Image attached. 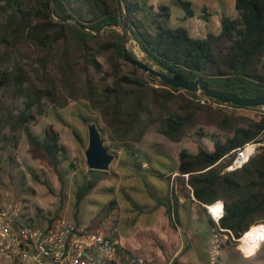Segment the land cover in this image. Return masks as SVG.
Listing matches in <instances>:
<instances>
[{
	"label": "trees",
	"instance_id": "16d2710c",
	"mask_svg": "<svg viewBox=\"0 0 264 264\" xmlns=\"http://www.w3.org/2000/svg\"><path fill=\"white\" fill-rule=\"evenodd\" d=\"M124 1L132 39L145 53L147 63L187 80L203 76L218 90L264 95V0H235L236 14L223 12L220 31H209L203 37H192L170 26L173 5L183 10L185 18L196 15L190 0ZM208 10L203 6L201 17L206 21L212 15ZM118 24L116 0H0V91L12 88L21 99L15 113L0 117V154L8 147L4 132L7 125L11 130L23 128L31 151L48 156L61 185L29 165L33 178L50 192L56 193L59 188L65 194L68 175L74 172V205L79 209L110 173L93 168L78 172V165L53 126L42 134L34 130L38 115L45 112L44 98L55 96L58 102L60 94L59 98H73L85 107L78 112L79 117L85 123H96L112 156L127 152L138 168L142 167L141 145L154 135L159 149L156 161L175 160L174 179L183 181L186 188L190 186L183 203L176 190L162 192L166 198L161 197L159 202L165 200L175 222H180L181 209L190 208L192 219L207 233L221 227L230 240L232 235L242 239L251 229L264 226V112H258L262 106L223 104L209 97L203 100L197 92L148 75L124 60L121 32L115 27ZM24 45L37 52L39 69H34L35 75H42L47 83L35 82L20 63ZM130 52L138 57L132 49ZM102 54L107 55L113 79L94 92L87 66L100 71L98 56ZM79 58L84 60L86 71L84 77L78 74L83 86L78 85L74 66ZM123 64L130 67L129 73L123 72ZM53 67L59 81L52 77ZM71 130L79 142L83 141L76 127ZM249 141L262 143L257 153L241 168L225 171L233 150ZM149 171L157 172L152 164ZM148 185L155 186L150 180ZM148 191L152 194L151 188ZM127 195L134 207L140 206L138 200ZM218 200L224 202L225 209L219 223L207 208ZM115 202L111 200L109 207ZM38 210L42 211L40 207ZM159 242L165 249L166 242ZM176 264L188 263L178 260Z\"/></svg>",
	"mask_w": 264,
	"mask_h": 264
},
{
	"label": "rangeland",
	"instance_id": "374dc122",
	"mask_svg": "<svg viewBox=\"0 0 264 264\" xmlns=\"http://www.w3.org/2000/svg\"><path fill=\"white\" fill-rule=\"evenodd\" d=\"M171 1L173 2L174 0ZM190 1L196 10V15L192 18H185L183 10L179 6L173 5L170 26L174 29H182L183 32L192 37H203L209 31L218 33L220 31L221 14L223 12L228 15L236 14L235 0ZM205 5L209 7L208 11L212 13V15L207 16L210 21H206L201 17L203 15L202 8ZM129 49L133 50L138 56L137 58L146 62L145 53L135 41L131 42ZM21 51L20 63L25 65L33 76L34 81L39 84L47 83L48 79L44 80L45 78L42 75H35L34 69H39L36 60L37 52L28 45L22 46ZM98 60L102 66L100 71L95 70L92 66H87L94 92L101 90L105 84L112 82L113 79L112 67L107 55H99ZM83 62L84 60L79 58L74 64L78 72L77 80L79 86H83V82L78 74H82L83 77L86 74ZM154 67L157 68V66ZM40 69L42 68L40 67ZM51 72L53 79L59 81L55 67H53ZM123 72H130V67L127 64H123ZM60 87L59 83L58 88L60 89ZM198 94H200L201 99L206 100V96L201 93ZM58 96V102L55 101V96L44 98L43 108L45 112L38 115V123L33 125V128L38 134H42L45 128L53 126L60 133L61 141L67 145L71 158L78 165V172L82 170L86 172L92 168L89 151L92 133L98 131L97 125L94 121L85 123L79 117L78 112L80 110L85 111V107L78 100L70 98L65 101ZM20 102L21 99L16 98L12 88L2 89L0 91V117L2 114L15 113L17 111L16 105H19ZM214 106H217V104L214 103ZM261 111L264 112V106L258 110V112ZM251 112L255 113V111ZM72 126L78 129L83 141L79 142L75 138L71 130ZM4 132L7 134L9 141L7 150L0 154V194L15 195L20 198L32 215L36 217L45 216L46 219H51L65 214L81 225L97 226L107 234L113 232L115 239L124 251L141 254L152 259L170 257V251H172V254L175 253L178 244L180 245V252H182L184 242L185 247L194 244V249L200 253L201 259L207 260L209 252L213 250L215 245L213 232L212 234L207 233L205 228L199 223V225L193 226V224L186 222L184 227L181 223L175 222L173 220L174 216L169 212L165 204V200L159 202L161 197L166 198L162 192L168 190L169 179L164 178L163 175L168 174L167 172L172 168L173 164L175 165V160L172 163L169 158L155 161L159 149L155 144L154 135L149 137L148 142L141 145L142 167L138 168L133 163V157L127 152L124 153L123 151L121 153L119 151L117 155L112 156L105 169L110 173V176L102 179L77 209L74 205L76 190L74 172H70L68 175L67 186L64 188L65 194L59 188L56 193L50 192L46 185L33 178L28 169L29 165L37 168L42 177L46 173L54 184L60 186L61 181L53 171L48 156L43 152L35 153L31 151L23 128L19 127L11 130L10 126L7 125ZM104 143L106 144V141ZM162 147L165 148L164 145ZM146 156L149 158L148 160L147 158L144 159ZM147 161H150V164ZM151 164L157 172H148ZM113 173H116V175ZM145 173L148 174L145 175ZM148 180L155 186L151 187L148 185ZM177 185L181 191L180 181L177 182ZM148 188L152 190L150 195ZM127 193L138 200L140 207H137V209L133 208L134 201L128 197ZM113 199L116 202L111 204V208L109 204ZM156 205L161 207L163 215L169 220V226L172 230L163 224L159 225L155 222L154 207ZM38 207L42 211H39ZM164 224H167L166 221ZM173 225H179L182 233H179L177 227L174 229ZM185 229L188 235L191 231L193 236L189 235L188 237L185 234ZM160 239L169 243L170 247L168 249L170 248V251L167 249L166 251L162 250ZM262 240H264V226L261 233L260 246L254 253L244 250L241 239H221V247L219 248L221 259L219 264H264V241ZM171 242L175 243V246ZM181 255L187 261L192 260L196 263L200 261L197 255H190L187 250L183 251ZM176 258L179 257L176 256ZM0 264H11V260L0 253Z\"/></svg>",
	"mask_w": 264,
	"mask_h": 264
},
{
	"label": "built area",
	"instance_id": "2783aa9c",
	"mask_svg": "<svg viewBox=\"0 0 264 264\" xmlns=\"http://www.w3.org/2000/svg\"><path fill=\"white\" fill-rule=\"evenodd\" d=\"M261 144L249 141L233 150L225 171L241 168ZM219 201L222 206L215 210L213 206ZM207 208L219 223L225 213L224 202L218 200ZM212 232L215 245L204 264H219L220 241L229 239L221 227H214ZM114 236L113 232L107 234L97 226L76 223L65 214L51 219L36 217L20 198L0 194V253L9 258L11 264H174L124 251ZM231 238L240 240L233 235Z\"/></svg>",
	"mask_w": 264,
	"mask_h": 264
},
{
	"label": "water",
	"instance_id": "95a60500",
	"mask_svg": "<svg viewBox=\"0 0 264 264\" xmlns=\"http://www.w3.org/2000/svg\"><path fill=\"white\" fill-rule=\"evenodd\" d=\"M116 1L118 5L119 24L115 27L121 32L123 56L126 62L136 66L141 70H144L148 75L160 78L165 83L173 87L181 88L190 92L201 93L206 97L217 99L223 104H233L245 107L264 106V95L246 96L232 91L218 90L212 87L209 81L203 76L196 77L193 80L176 77L161 71L149 63L132 55L129 46L133 39L130 27L127 22L128 13L126 10L125 1ZM104 142L105 141L99 130L92 133L89 158L93 169L105 170L108 162L112 159V155L109 153L108 147Z\"/></svg>",
	"mask_w": 264,
	"mask_h": 264
},
{
	"label": "crops",
	"instance_id": "0c3cea01",
	"mask_svg": "<svg viewBox=\"0 0 264 264\" xmlns=\"http://www.w3.org/2000/svg\"><path fill=\"white\" fill-rule=\"evenodd\" d=\"M156 161V160H155ZM176 165V164H175ZM174 164H173V167L167 172L168 174H165V176H164V178H167V179H169L168 180V184H167V188L170 190V189H174V190H176V192H177V194H178V197H179V202L180 203H183L185 200V194H189V187L190 186H188V188H186L185 187V184L183 183V181H181V180H178V179H174V177H175V175L177 174V171H176V169L174 170L173 168H174V166H175ZM130 176H132V175H130ZM178 181H180V188H181V191H180V189H179V186L177 185V182ZM190 194L193 196V194H192V192H190ZM193 197H191V199H192ZM191 199H189L188 201L190 202V204H191ZM220 202V201H219ZM221 203V206H222V202H220ZM189 205V204H188ZM192 205V204H191ZM140 207V206H139ZM220 207V205L219 204H217L216 206H213V208L215 209V210H217V208H219ZM133 208H136L137 209V207H134L133 206ZM160 208V209H159ZM154 213L156 214V216H155V222L157 223V224H159V225H164L165 227H169L171 230H172V228L169 226V220H167L166 219V217L163 215V212H162V210H161V207H158V205H156L155 207H154ZM192 214H193V212H192V210L189 208V209H181V211H180V222L179 223H181L182 225H184V227L186 226V222H188V224H193V226H196V225H199L198 224V222L197 221H195L194 219H192ZM162 221H163V223H162ZM166 221V223L167 224H164V222ZM172 221V220H171ZM174 226V225H173ZM262 227V229H263V226H261ZM174 229H176L175 227H173ZM177 228H178V231H179V233L181 234L182 232H181V228L179 227V225H177ZM192 229H193V227H192ZM177 231V230H176ZM177 231V232H178ZM263 231V230H262ZM185 234L189 237V235H192L193 236V234H192V232L190 231V233H189V235H188V232H187V230L185 229ZM191 237V236H190ZM195 238H197L196 236H195ZM163 240V239H162ZM164 242H166V248L165 249H163V247H162V250H165L166 251V249L168 250V251H170V248L168 249V247H170L169 246V243L167 242V241H165V240H163ZM172 243V242H171ZM178 243V242H177ZM192 243V242H191ZM173 245L175 244V243H172ZM175 246V245H174ZM173 247V246H172ZM171 247V248H172ZM185 250H187V252H188V254H190V255H197L199 258H200V261H199V263H196V262H194V261H192V260H190V261H187L186 259H184L183 257H182V253H183V251H185ZM176 252L175 253H173L172 254V251H170L171 252V256L170 257H166V258H164V257H157L156 259H158V260H160V261H163V262H165V261H173V263L174 264H176V262L178 261V260H180V261H182V262H185V263H188V264H190V263H194V264H204V263H206L207 262V260H208V257H207V260L206 259H201V257H200V253L197 251V250H195L194 249V244L193 245H191V246H189L188 247V245L185 247V242H184V249H183V251L182 252H180V245L178 244L177 245V248H176V250H175ZM176 256L177 257H179V258H176Z\"/></svg>",
	"mask_w": 264,
	"mask_h": 264
},
{
	"label": "bare ground",
	"instance_id": "6f19581e",
	"mask_svg": "<svg viewBox=\"0 0 264 264\" xmlns=\"http://www.w3.org/2000/svg\"><path fill=\"white\" fill-rule=\"evenodd\" d=\"M221 207V203H217ZM262 227L258 226L246 232L242 237V246L245 251L254 253L260 246Z\"/></svg>",
	"mask_w": 264,
	"mask_h": 264
}]
</instances>
